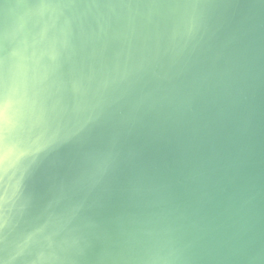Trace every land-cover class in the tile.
Returning <instances> with one entry per match:
<instances>
[{"label": "water", "instance_id": "95a60500", "mask_svg": "<svg viewBox=\"0 0 264 264\" xmlns=\"http://www.w3.org/2000/svg\"><path fill=\"white\" fill-rule=\"evenodd\" d=\"M91 4L133 6L130 16L122 7L109 14L114 46L122 24L150 25L168 11L161 6H203L209 32L201 66L210 79L194 104L197 140L146 123L115 142L102 128L58 143L27 168L9 238L41 227L44 246L43 237L55 246L79 227L77 264H110L138 239L151 241L164 185L187 219L179 242L152 254L187 264H264V0H0V58L9 60L17 95L53 66L55 50L33 37L55 18L99 28L95 10L84 8Z\"/></svg>", "mask_w": 264, "mask_h": 264}, {"label": "clouds", "instance_id": "9594fccd", "mask_svg": "<svg viewBox=\"0 0 264 264\" xmlns=\"http://www.w3.org/2000/svg\"><path fill=\"white\" fill-rule=\"evenodd\" d=\"M116 7L133 14L130 5H85L102 21L99 28L85 31L71 20L58 24L55 18L34 36L41 48L55 50L53 66L45 69V78L29 82L23 96L14 90L8 58H0V264H77L84 242L79 227L65 232L55 246L43 237L47 247L41 227L10 238L7 233L27 168L58 143L102 128L115 142L150 123L181 130L195 145L199 123L194 104L210 79L201 66L207 12L193 4L161 6L168 11L150 25L122 24L114 46L109 14ZM84 14L80 11L75 19ZM157 209L150 221L151 241L138 239L110 264H187L186 257L152 254L162 243L177 244L187 219L164 185L158 189Z\"/></svg>", "mask_w": 264, "mask_h": 264}]
</instances>
